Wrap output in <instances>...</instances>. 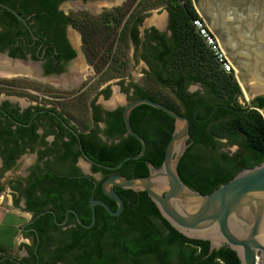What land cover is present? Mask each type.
<instances>
[{"label":"flooded vegetation","instance_id":"flooded-vegetation-1","mask_svg":"<svg viewBox=\"0 0 264 264\" xmlns=\"http://www.w3.org/2000/svg\"><path fill=\"white\" fill-rule=\"evenodd\" d=\"M95 1L101 0L61 1L56 8L60 20L52 13L19 14L15 10L29 29L16 17L0 9V63L23 69L14 68L9 73L23 76L22 91L25 97V102L20 104L14 98L15 82L0 80V195L9 197L10 209L29 215V219L23 221L19 229L22 235L18 244L19 252H0V264H73L72 254L62 257L60 252L67 233L80 226L70 213L77 212L67 204L71 195L69 187L74 186L80 177L90 181L97 176L96 187L108 177L104 178L101 171L94 172V166L88 164L81 150L92 160L95 147L101 149L117 146L131 138L126 133L122 120L123 108L139 98L158 100L137 82L131 81L126 85L122 78L116 84L120 86L119 96L120 100L121 97L124 98V105L120 104L119 99H110V86L107 83L97 93L89 97L86 95L95 86L96 80L100 81L107 74L109 67L108 64L96 76L94 64L104 62L91 60L87 52L90 48L95 49L93 38L97 34L94 33L100 32L97 30L106 33L107 38L109 27H115L117 34L113 35L118 38L132 15L129 31L123 33L121 41L130 46L133 60L142 63L143 73L175 98L174 91L159 82L163 79L159 77V54L165 50L171 52L175 47L169 11L167 10V21L162 29L152 26L144 29L140 36L138 29L142 26L144 16L142 13L134 15L135 7L129 11L120 26L116 27V22L123 13L120 8L126 0H117L120 8L104 10L95 14L97 17L82 11H76L70 16L59 9L64 2L85 4ZM95 26L99 28L91 31ZM69 31L73 33V41L69 38ZM117 38L114 46L118 44ZM78 51L82 53L80 60H77ZM235 81L239 86V82L245 80L242 76H236ZM182 87L183 97L193 109L196 108L195 101L208 98L210 92L198 81L184 80ZM139 90L146 92L149 97H142ZM241 94L245 101V106H240L241 110L256 109L264 113V98L254 99L249 109V102L242 90ZM75 107L82 108V117L74 113ZM196 112L198 111L195 109L194 115ZM129 122L132 131L145 141L146 148L162 145L167 121L160 118L157 112L137 111L130 114ZM222 140L225 142L223 146L238 149L237 144L228 145L227 139H220L219 142ZM85 143L88 151L84 150ZM136 144L139 143L136 141ZM81 165H89L90 174L85 175L80 169ZM94 190L92 185V191ZM74 191L73 197L77 202L79 195L77 190ZM57 198L60 202H57ZM95 200L103 201L100 198ZM43 203L45 205L41 206ZM54 203L60 204L59 213L53 209ZM34 209L37 213H33ZM48 211L53 214L47 213ZM43 212L46 213L38 216ZM36 216L38 217L35 218ZM32 220V223L25 225Z\"/></svg>","mask_w":264,"mask_h":264},{"label":"trees","instance_id":"trees-1","mask_svg":"<svg viewBox=\"0 0 264 264\" xmlns=\"http://www.w3.org/2000/svg\"><path fill=\"white\" fill-rule=\"evenodd\" d=\"M61 1L64 0H0L19 14H56ZM171 2L176 3L168 9L175 47L171 52L165 50L159 54V77L163 78L159 82L174 91L179 108L159 100L153 101L189 119L188 148L178 163L177 173L188 188L206 195L240 171L264 162V120L256 109L241 110L237 102L241 95L240 87L232 76L222 72L192 27L191 21L197 17L192 1ZM55 18L61 19L57 14ZM131 18L132 15L118 34L117 42L123 39L125 31H129ZM121 22L122 19H118L116 27ZM184 80L201 82L210 91L208 98L195 101L194 109L188 106L183 97ZM139 92L143 94L142 97H149L146 92ZM195 109L198 112L194 115ZM140 110L157 112L160 118L167 121V130L162 145L146 148L141 159L127 161L115 172L126 178L147 176V163L158 168L173 131V120L149 106H138L130 114ZM220 139H227L228 145L237 144L238 149L232 155L218 152ZM89 146L92 147L90 143ZM84 150L88 151L86 143ZM94 151L93 161L115 166L124 158L137 155L140 144L129 138L120 145L101 149L95 147ZM92 170L101 171L104 178L112 174L97 167H92ZM69 189L68 206L77 212L84 225L90 224L88 201L92 191L91 181L80 177ZM74 190L79 195L77 202L73 197ZM115 191L124 204L122 213L118 217H111L96 206L93 227L83 229L77 226L71 229L60 248L62 257L72 254L73 264H239L236 254L227 247L209 253L208 242L190 240L177 233L160 216L145 193L118 188ZM93 198L102 199L112 211L116 209L115 204L101 193L100 183L93 192ZM57 202L60 199L57 198ZM53 209L59 213L60 204L54 203ZM32 211L37 213L35 209ZM0 252H6V249L0 246Z\"/></svg>","mask_w":264,"mask_h":264},{"label":"water","instance_id":"water-1","mask_svg":"<svg viewBox=\"0 0 264 264\" xmlns=\"http://www.w3.org/2000/svg\"><path fill=\"white\" fill-rule=\"evenodd\" d=\"M195 1L194 10L217 38L236 76L244 78L239 86L250 109L254 99L264 98V0ZM0 9L16 17L29 29L15 10L3 3H0ZM141 105L171 118L173 131L160 166L154 168L147 163V176L126 178L115 172L125 162L141 159L146 150L145 141L132 131L129 122L130 112ZM122 120L128 136L140 144L137 155L126 157L115 166H105L88 159L81 150L90 166L112 172L101 181L100 190L115 204L116 209L112 211L105 202L93 199L92 193L88 203L91 222L89 225L82 224L77 214L70 211L77 223L85 229L93 227L96 206L107 215L118 217L124 204L115 188L143 192L171 228L187 239L208 242L209 253L227 247L236 254L239 264H264V162L240 171L211 193L202 195L183 184L177 173L178 163L188 148L190 122L187 117L161 103L139 98L123 108ZM89 165L84 166L85 175L90 174ZM90 181L94 190L98 177L94 176ZM47 213L53 214L51 211Z\"/></svg>","mask_w":264,"mask_h":264},{"label":"rangeland","instance_id":"rangeland-1","mask_svg":"<svg viewBox=\"0 0 264 264\" xmlns=\"http://www.w3.org/2000/svg\"><path fill=\"white\" fill-rule=\"evenodd\" d=\"M192 4L195 5L196 1L191 0ZM173 2V1H172ZM171 0H126L125 3H123L122 8H120V4L117 3V0H101V1H95V2H87L85 4H81L80 2H64L59 6V9L64 14H69L70 16H73L74 12L76 11H82L87 13L89 16L97 17L95 14L101 13L104 10L109 11L111 8H120L123 13L121 14L120 18L124 20L129 11H131L134 7V15L137 13H142L144 18L142 21V26H140L139 34L141 36L142 31L144 29L150 28L152 26L157 27L158 29H162L165 25V22L167 21V10L172 7L176 3H172ZM94 14V15H93ZM133 17V16H132ZM132 19V18H131ZM131 21V20H130ZM157 22H160V24H157ZM98 23V22H97ZM98 26H95L91 29V31H96ZM107 28V27H106ZM108 29V28H107ZM100 32L94 33L97 34L96 38L93 35V41L96 44L94 47L95 49H89L87 52L90 54V59L95 60L98 59V61L102 60L104 63H95L96 65V76L98 73L102 72L105 67L108 66L110 63L107 74L100 78V81L96 80L95 86L90 88L89 91L86 92V95L89 97L93 95L94 93H97L98 89L105 83L109 84L110 86V99H119L120 104L124 105L125 101L124 98L119 96V88L120 86L116 84V81L119 78L124 79L123 83L128 84L131 81L137 82L138 85L146 89V91L152 95L153 97L157 98L159 101L166 103L168 105H173L177 108H179L177 104V100L173 97V95L167 91L166 89L162 88L161 86H158L154 83V81L143 73L142 71V63L141 62H135L132 58V52L130 46L123 41L116 43L117 35H113L114 33L117 34V30L113 29V27H109L107 30V38L105 37L106 33L103 34V31L97 30ZM73 33L69 31V38L72 39ZM110 38V39H109ZM106 46V47H105ZM104 47L106 49H104ZM114 53V54H113ZM82 59V53L78 51L77 54V60ZM109 62V63H108ZM80 64V63H77ZM84 64V63H81ZM93 64V63H92ZM6 76V77H5ZM105 77V78H104ZM7 79L10 81L15 82L16 89L14 90V98L19 101L20 104H23L25 102L24 92L22 91L24 78L20 74H12V75H0V80ZM37 85V86H36ZM36 87H39L38 84H36ZM39 98V97H37ZM237 102H240V106H245V101L243 98V95L241 94L240 97L237 99ZM74 113H76L78 116L82 117L83 111L81 107H75ZM261 115L264 119V114L261 112ZM225 142L222 140L219 142V150L218 152H224L228 155L233 154L236 149L235 147L226 146L224 144ZM80 169L83 170L84 166H80ZM9 199V197H8ZM7 198L3 200V206L7 207ZM10 208V207H8ZM18 212V211H17ZM21 222L27 221L29 219V215L24 214L23 218H19ZM1 238H3V243L5 246L11 245V235L3 234L0 232ZM19 236L21 235V232H19ZM19 240V239H18ZM9 254H17L19 252V246H13L9 251H6Z\"/></svg>","mask_w":264,"mask_h":264},{"label":"built area","instance_id":"built-area-1","mask_svg":"<svg viewBox=\"0 0 264 264\" xmlns=\"http://www.w3.org/2000/svg\"><path fill=\"white\" fill-rule=\"evenodd\" d=\"M192 27L205 47L209 50L215 62L220 66L223 73L232 76L236 80V73L229 61L222 52L218 41L213 36L204 20L197 14L191 21Z\"/></svg>","mask_w":264,"mask_h":264},{"label":"crops","instance_id":"crops-1","mask_svg":"<svg viewBox=\"0 0 264 264\" xmlns=\"http://www.w3.org/2000/svg\"><path fill=\"white\" fill-rule=\"evenodd\" d=\"M5 198L8 200L7 207L3 206V200ZM9 206L10 199H8V196L5 197L4 195H0V232L12 236L10 246H5V244L2 242L3 238L0 236V246H3L6 251H9V249H11L13 246L18 245L22 240V237L19 236V229L23 222H21L19 218L24 217L23 213L21 214L17 212V210H12L8 208Z\"/></svg>","mask_w":264,"mask_h":264},{"label":"bare ground","instance_id":"bare-ground-1","mask_svg":"<svg viewBox=\"0 0 264 264\" xmlns=\"http://www.w3.org/2000/svg\"><path fill=\"white\" fill-rule=\"evenodd\" d=\"M157 24H160V22H157ZM0 75L2 76V75H10V70H12V69H14V68H16V69H18L19 68V70H23L21 67H19V66H13V65H11V64H8V63H0Z\"/></svg>","mask_w":264,"mask_h":264}]
</instances>
